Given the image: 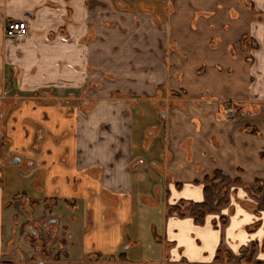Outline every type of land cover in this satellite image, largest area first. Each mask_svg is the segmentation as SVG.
Returning a JSON list of instances; mask_svg holds the SVG:
<instances>
[{
    "label": "crops",
    "instance_id": "obj_1",
    "mask_svg": "<svg viewBox=\"0 0 264 264\" xmlns=\"http://www.w3.org/2000/svg\"><path fill=\"white\" fill-rule=\"evenodd\" d=\"M262 12L0 0V221L8 201L34 214L47 201L60 255L79 264H264ZM11 20L26 32L6 39ZM216 171L237 181L226 205L202 224L170 212L202 203Z\"/></svg>",
    "mask_w": 264,
    "mask_h": 264
},
{
    "label": "flooded vegetation",
    "instance_id": "obj_2",
    "mask_svg": "<svg viewBox=\"0 0 264 264\" xmlns=\"http://www.w3.org/2000/svg\"><path fill=\"white\" fill-rule=\"evenodd\" d=\"M20 157L9 154L8 164L17 166L20 163ZM15 160L18 161L17 164L12 163ZM16 196L22 200V195ZM13 203V200L8 201L2 208L3 211H8L10 216L0 221V264H19L23 262V254L26 249H37L30 260V262H36L37 264H43V260L51 250L54 253L52 256L57 257V260L63 257L60 255V248L64 245V239L57 236L59 225L56 218L47 217V214H50V204L44 201L42 211L34 214V210L28 204L23 203L20 207H16L13 206ZM21 208H24L25 211H22ZM16 209L19 212L15 211ZM25 220L27 224L24 225L23 231L19 233L20 224ZM53 227L55 228L53 229ZM19 239L22 241L24 239V243H19ZM16 256L18 257L17 262L13 260Z\"/></svg>",
    "mask_w": 264,
    "mask_h": 264
},
{
    "label": "trees",
    "instance_id": "obj_3",
    "mask_svg": "<svg viewBox=\"0 0 264 264\" xmlns=\"http://www.w3.org/2000/svg\"><path fill=\"white\" fill-rule=\"evenodd\" d=\"M260 18L262 20V16ZM235 182L237 181H231L226 175L216 171L210 178L204 180L202 203H181L170 212L180 217L190 216L197 224H202L207 214H214L226 205L228 187Z\"/></svg>",
    "mask_w": 264,
    "mask_h": 264
},
{
    "label": "rangeland",
    "instance_id": "obj_4",
    "mask_svg": "<svg viewBox=\"0 0 264 264\" xmlns=\"http://www.w3.org/2000/svg\"><path fill=\"white\" fill-rule=\"evenodd\" d=\"M160 103L164 104L163 102H160ZM253 199L264 200V186L261 187L260 185H258L256 190H255V188H253ZM26 204H28V203H26ZM253 208L255 209V207H253ZM21 210L25 211L24 208H21ZM15 211L19 212L18 209H16ZM10 223H11V221H10ZM26 224H27L26 220L23 223L20 224V230L18 229V232L20 231L19 233H21L23 231V227ZM54 228L55 227H53V229ZM50 229H52V228H50ZM45 237H46V235H45ZM50 241L52 242V240H50ZM18 242L23 244L24 243V239H23V241L21 239H19ZM55 246H56V244H55ZM36 251H37V249H28V250L26 249V250H24V254H23L24 255L23 256L24 261L19 263V264H37L36 262H30L31 256ZM52 251L53 250H51L50 253L48 252L47 257H45V259L43 260V264H79L77 262V259H75L73 257H70L68 259L66 257H60V259L57 260V257H53L52 256L54 254ZM9 259H10V257H9ZM13 260H15L17 262L18 261V257L17 256L14 257Z\"/></svg>",
    "mask_w": 264,
    "mask_h": 264
},
{
    "label": "built area",
    "instance_id": "obj_5",
    "mask_svg": "<svg viewBox=\"0 0 264 264\" xmlns=\"http://www.w3.org/2000/svg\"><path fill=\"white\" fill-rule=\"evenodd\" d=\"M262 15L264 16V12H262ZM25 32V23L18 20L7 21L3 26V36L6 39H14L16 37H20ZM237 113L238 112L231 105L226 106L224 109V115L227 119H234Z\"/></svg>",
    "mask_w": 264,
    "mask_h": 264
},
{
    "label": "water",
    "instance_id": "obj_6",
    "mask_svg": "<svg viewBox=\"0 0 264 264\" xmlns=\"http://www.w3.org/2000/svg\"><path fill=\"white\" fill-rule=\"evenodd\" d=\"M12 163H13V164H17V163H18V161H17V160H15V161H13Z\"/></svg>",
    "mask_w": 264,
    "mask_h": 264
}]
</instances>
